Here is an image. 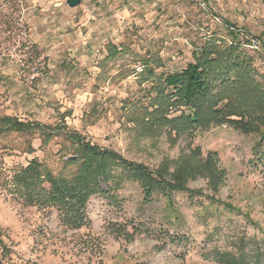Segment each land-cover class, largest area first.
Returning a JSON list of instances; mask_svg holds the SVG:
<instances>
[{
  "label": "rangeland",
  "instance_id": "obj_1",
  "mask_svg": "<svg viewBox=\"0 0 264 264\" xmlns=\"http://www.w3.org/2000/svg\"><path fill=\"white\" fill-rule=\"evenodd\" d=\"M209 42L245 61L215 104L244 115L209 120L207 104L204 119L173 121L188 109L160 105L163 80ZM4 115L66 124L121 163L108 192L68 215L44 196L32 204L15 175L34 159L57 174L78 144L41 147L37 133L27 153V136L0 135V264H225L216 251H264V0H0Z\"/></svg>",
  "mask_w": 264,
  "mask_h": 264
},
{
  "label": "trees",
  "instance_id": "obj_2",
  "mask_svg": "<svg viewBox=\"0 0 264 264\" xmlns=\"http://www.w3.org/2000/svg\"><path fill=\"white\" fill-rule=\"evenodd\" d=\"M109 50L110 56H116L122 51L114 44ZM194 58L195 62L189 63L180 72L166 75L163 80L161 89L164 103L160 102V105H164L165 108L184 106L188 109L187 113L183 112L172 120L200 121V119H204L207 111L204 107L207 104V107L215 111L209 120L218 118L230 121L225 117L243 116L244 114L238 111L228 112L229 109L220 113L221 109L215 105L218 101V93L222 89L231 88L229 85L236 80L234 72L243 70L242 72L245 73V61L237 52V47L231 44V46L221 49L218 45L209 42L201 48L200 52H194ZM193 116L194 118H189ZM164 119H167L166 116ZM66 127V124L64 126H52L40 122L22 121L11 115L0 116V135L11 131L27 136L25 150L27 153L35 150L31 138L28 136L37 135V133L40 135L38 138L41 139V147H47L53 137L59 135L66 138L70 143L78 144L77 148L73 149L72 154L76 156L74 159H65L64 157L68 154L62 156L60 160L62 167L57 174H54L44 161L34 159L27 166L20 167L15 175L19 184L24 187V191L29 193V200L32 201V204H39L40 198L44 196L45 198H42L44 201H53L52 203L60 206L68 215H72L78 211L77 204L84 205L89 195L108 192L102 190L101 183L109 184L111 180L116 181L115 179H118L114 177V172L111 169L114 163L119 162L120 158L109 150L100 152L97 146L86 142L79 132L67 130ZM122 165L124 171H129L132 177H135L132 173L138 169L133 168L132 171L125 162ZM69 166H76L77 168L73 170ZM124 179L126 177L119 179L118 182H122ZM145 179V177L142 178V180ZM46 182L48 188L43 186ZM167 182L170 181L167 180ZM147 184L149 185V183ZM33 193L36 198H33ZM259 250L257 249L255 254H249V256L243 252L236 254L230 251H216L215 259L225 264H250L251 259L254 258L255 263L259 264L264 260V251Z\"/></svg>",
  "mask_w": 264,
  "mask_h": 264
},
{
  "label": "water",
  "instance_id": "obj_3",
  "mask_svg": "<svg viewBox=\"0 0 264 264\" xmlns=\"http://www.w3.org/2000/svg\"><path fill=\"white\" fill-rule=\"evenodd\" d=\"M82 0H67V4L71 7H76L80 5Z\"/></svg>",
  "mask_w": 264,
  "mask_h": 264
}]
</instances>
